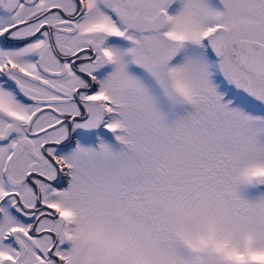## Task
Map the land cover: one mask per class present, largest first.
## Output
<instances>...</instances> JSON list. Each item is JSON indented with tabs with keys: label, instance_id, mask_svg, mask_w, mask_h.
I'll return each instance as SVG.
<instances>
[{
	"label": "snow or ice",
	"instance_id": "obj_1",
	"mask_svg": "<svg viewBox=\"0 0 264 264\" xmlns=\"http://www.w3.org/2000/svg\"><path fill=\"white\" fill-rule=\"evenodd\" d=\"M0 264H264V0H0Z\"/></svg>",
	"mask_w": 264,
	"mask_h": 264
}]
</instances>
